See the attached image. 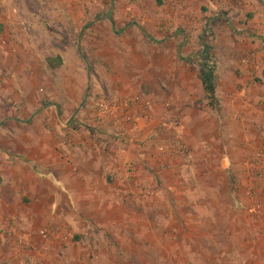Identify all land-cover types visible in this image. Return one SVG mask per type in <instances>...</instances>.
I'll return each mask as SVG.
<instances>
[{"label":"rangeland","instance_id":"obj_1","mask_svg":"<svg viewBox=\"0 0 264 264\" xmlns=\"http://www.w3.org/2000/svg\"><path fill=\"white\" fill-rule=\"evenodd\" d=\"M4 2L0 264H264V223L243 227L264 221V0ZM107 131L103 153L140 138L146 158L122 157L95 197L41 204L3 178Z\"/></svg>","mask_w":264,"mask_h":264},{"label":"crops","instance_id":"obj_2","mask_svg":"<svg viewBox=\"0 0 264 264\" xmlns=\"http://www.w3.org/2000/svg\"><path fill=\"white\" fill-rule=\"evenodd\" d=\"M3 1H5L4 4L7 3L6 0ZM77 104L79 105V103ZM77 104H74L73 106ZM81 105L82 104L77 106L76 109L78 110L81 108L82 115L79 114V116L82 117V119H85V112L83 110L84 107H82ZM106 128L112 130L111 127H108V124L102 129L105 130ZM107 134L108 131L106 132V134H98L97 136L92 137L93 140L85 139L87 136L82 139L77 138L74 144L75 149L79 152V154L69 158V160H71V163L66 160L64 161L62 156L55 153L40 155L38 157H34L39 163L40 167L44 165L48 166V168H41V174L36 173V171L34 170H29V168H26V166H21L22 168L18 167L19 163L15 165L8 164V168H1V170L3 171V178L5 179V181H7V184L11 182L12 186L14 185L25 190L27 189L28 194L30 195H33L35 197L39 195V197H41V204L47 203L49 202L48 200H51L52 206H66L71 203V200H73L74 203L76 201L78 203L83 202V199L85 198L88 200L90 197H95V194L89 195L87 191L92 185L98 186V184L100 185L101 182H105L107 184L108 178H105V176H102V174H107L109 169L113 170L114 175H118L119 177L121 175L123 176V174H118L117 169L119 168L117 167L118 162L122 157L124 158L123 166L125 165V163L131 162L133 163V165H135V160L137 163L142 164L144 162H142V160L140 161V158H146L144 152L140 153L139 151H137V144L134 143V141L136 142V140L139 141L140 138L133 139L134 141H130L133 142L130 144V146H128L129 150L127 149V147L122 148L118 145V152L114 153L113 151H110L109 153V151H107V153H103L102 149L104 148V146H107V148L110 145L114 146L112 139ZM144 137H147V135H145ZM204 139L206 140V137H204ZM135 148L136 154L134 155ZM127 151L132 152L131 158L130 156H128L130 152L127 153ZM147 156L150 157L149 155ZM224 161L223 167L225 168L226 162ZM187 165L189 167L192 166L191 163H188ZM104 170L106 171L104 172ZM247 182L248 181L246 180L243 183L246 184ZM96 197L99 196L96 194ZM245 199L244 202L246 203V205H249V203L251 202L250 208H252L254 204L249 200V196L248 200L247 197ZM262 223H264V221H260L258 218L254 219L251 215H247L245 217L243 227L245 229H250V232L252 233H258L259 231H261Z\"/></svg>","mask_w":264,"mask_h":264},{"label":"trees","instance_id":"obj_3","mask_svg":"<svg viewBox=\"0 0 264 264\" xmlns=\"http://www.w3.org/2000/svg\"><path fill=\"white\" fill-rule=\"evenodd\" d=\"M207 53V50H204L202 54V62L199 68L200 79L206 93L209 96H214L217 90V78L213 64L210 62V58L207 56Z\"/></svg>","mask_w":264,"mask_h":264},{"label":"built area","instance_id":"obj_4","mask_svg":"<svg viewBox=\"0 0 264 264\" xmlns=\"http://www.w3.org/2000/svg\"><path fill=\"white\" fill-rule=\"evenodd\" d=\"M256 156H257L258 159L261 158V154H257ZM260 209H261V206H259V205H255L254 206L253 205V207L251 208L250 211L256 213V212H259Z\"/></svg>","mask_w":264,"mask_h":264}]
</instances>
